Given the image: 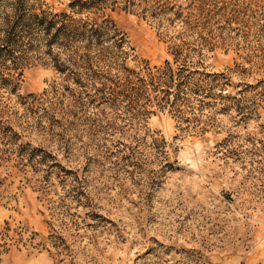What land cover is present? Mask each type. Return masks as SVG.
<instances>
[{
	"label": "rangeland",
	"instance_id": "rangeland-1",
	"mask_svg": "<svg viewBox=\"0 0 264 264\" xmlns=\"http://www.w3.org/2000/svg\"><path fill=\"white\" fill-rule=\"evenodd\" d=\"M22 3L36 13H70L74 3L82 20V0H0V50L3 23ZM102 6L125 38L127 67L168 58L138 12L123 10L121 0ZM235 42L227 31L204 49L206 72L241 62ZM30 45L16 80L0 86V264H264V104L251 105L249 95L252 115L217 114L202 135L183 133L164 112L92 136L75 83L82 67L61 74L52 59L66 60L61 46ZM262 80L252 74L232 83ZM44 91L55 122L48 135L27 98ZM114 117L106 121L123 126Z\"/></svg>",
	"mask_w": 264,
	"mask_h": 264
},
{
	"label": "trees",
	"instance_id": "trees-1",
	"mask_svg": "<svg viewBox=\"0 0 264 264\" xmlns=\"http://www.w3.org/2000/svg\"><path fill=\"white\" fill-rule=\"evenodd\" d=\"M121 3L123 10L138 12L156 29L168 55L161 65L142 61L135 68L126 66L129 54L125 38L104 18L102 0H82V20L75 18L79 12L73 11L74 3L69 5L70 13H36L33 5L22 3L14 10L13 19H6L2 26L0 86L10 88L27 52L26 45L36 42L37 47L43 45L49 50L55 44L62 47L66 60L60 63L61 53L52 58L59 73L82 67V76L75 83L82 87V120L90 123L87 131L92 136L119 132L124 126L132 129L143 117L164 112L183 126V133L202 135L212 127L217 114L233 111L243 118L252 115L254 109L244 104L249 101L247 96L252 95L253 106L258 105L255 99L264 104V80L255 86L232 83L233 77L243 80L252 74L264 76V4L244 0ZM227 31L235 35V47L243 53L241 62L224 72H206L204 49ZM257 89L260 92L253 93ZM27 98L32 99L30 106L41 111L37 129L48 135L55 126L54 115L50 114L53 109L44 107L50 102L49 92ZM113 117L123 126L106 121Z\"/></svg>",
	"mask_w": 264,
	"mask_h": 264
}]
</instances>
